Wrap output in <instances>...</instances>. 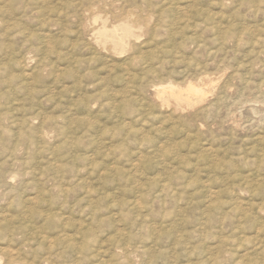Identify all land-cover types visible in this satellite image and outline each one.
Instances as JSON below:
<instances>
[{
	"label": "rangeland",
	"instance_id": "obj_1",
	"mask_svg": "<svg viewBox=\"0 0 264 264\" xmlns=\"http://www.w3.org/2000/svg\"><path fill=\"white\" fill-rule=\"evenodd\" d=\"M0 264H264V0H0Z\"/></svg>",
	"mask_w": 264,
	"mask_h": 264
},
{
	"label": "bare ground",
	"instance_id": "obj_2",
	"mask_svg": "<svg viewBox=\"0 0 264 264\" xmlns=\"http://www.w3.org/2000/svg\"><path fill=\"white\" fill-rule=\"evenodd\" d=\"M130 19V18H129ZM132 21V20H131ZM125 33L128 35L127 31H125ZM109 47V46H108ZM178 88V87H177ZM197 89V88H196ZM186 92V94H192L195 92V89L193 87H187V89L184 90ZM155 92L156 94L160 95L161 93H166L167 96H170L174 99H181V97L183 96V93H182V90L180 89H176L174 87H171V86H168V87H165L163 86L162 88H156L155 87ZM185 94V95H186ZM195 94V93H194ZM158 95V96H159ZM192 96V95H191ZM162 97V96H161ZM189 97V96H188ZM166 98V97H165ZM164 98V99H165ZM192 98V97H191ZM187 99V97H186Z\"/></svg>",
	"mask_w": 264,
	"mask_h": 264
}]
</instances>
